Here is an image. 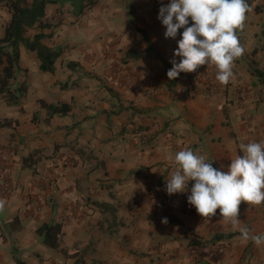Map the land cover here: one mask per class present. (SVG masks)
Segmentation results:
<instances>
[{
    "label": "crops",
    "instance_id": "0c3cea01",
    "mask_svg": "<svg viewBox=\"0 0 264 264\" xmlns=\"http://www.w3.org/2000/svg\"><path fill=\"white\" fill-rule=\"evenodd\" d=\"M81 1L45 8L42 43L63 49L54 73L19 44L10 86L25 82L27 92L18 104L0 98V264H264V245L241 240L219 209L201 217L189 193L165 191L178 167L170 157L181 149L227 171L240 144L264 141V89L254 84L256 71L264 73V0H249L237 32L245 51L233 86L252 85L242 110L225 102V91H204L212 64L197 68L199 80L185 72L168 80L180 34L165 38L160 0H98L79 15ZM1 16L0 38L10 19L7 10ZM39 32L35 25L24 37ZM130 49L144 54L129 58ZM62 104L67 112L50 115L49 106ZM15 216L19 228L4 224ZM239 219L264 232V204L242 201ZM51 222L62 223L60 248L78 256L42 243L36 231Z\"/></svg>",
    "mask_w": 264,
    "mask_h": 264
},
{
    "label": "clouds",
    "instance_id": "9594fccd",
    "mask_svg": "<svg viewBox=\"0 0 264 264\" xmlns=\"http://www.w3.org/2000/svg\"><path fill=\"white\" fill-rule=\"evenodd\" d=\"M157 19L165 28L167 39H180L167 71L168 80L181 72H193L199 66L212 64L215 79L228 84L234 79V61L244 54L238 30L244 27L251 10L248 0H160ZM179 58L177 61L176 58ZM242 154L231 159L227 171L213 166L203 154L191 148L181 149L170 159L178 166L165 180L168 195L189 193L187 202L201 217L218 215L238 228L239 238L255 245H264V232L239 227V205L264 204V141L240 144ZM193 182L189 189V182ZM4 201L0 200V209ZM167 218L162 220L166 223Z\"/></svg>",
    "mask_w": 264,
    "mask_h": 264
},
{
    "label": "trees",
    "instance_id": "16d2710c",
    "mask_svg": "<svg viewBox=\"0 0 264 264\" xmlns=\"http://www.w3.org/2000/svg\"><path fill=\"white\" fill-rule=\"evenodd\" d=\"M98 0H82L80 3L79 15H83L86 11L92 9ZM55 0H0V6L6 8L10 15L9 21L4 26L3 36L0 38V65H3L0 71V98H4L7 104H18L25 96L28 86L25 82L18 84L11 89L10 81L14 78L19 61V44L36 52L40 62V70L44 73H54L55 63L62 54V47H51L42 43L47 35L42 31L48 28V25L43 22L45 17V8L48 4H54ZM248 3L251 7V2ZM37 26L40 32L35 34L32 39L24 37L26 31L33 26ZM182 31L179 30V34ZM144 51L130 49L127 51L129 58H141ZM71 66V63L68 64ZM256 77L264 85V73L256 71ZM62 88H65L62 87ZM42 105H44L42 103ZM50 115L57 113H65L69 110V106L62 104L60 106H49ZM6 123V122H5ZM4 123V124H5ZM5 225H10L14 229L20 227V219L15 216L10 221H4ZM37 235L42 238V243L57 250L66 258L78 256V251L70 249H61L60 240L63 236L62 223L51 222L39 227L36 231ZM16 264H25L20 259H15Z\"/></svg>",
    "mask_w": 264,
    "mask_h": 264
},
{
    "label": "rangeland",
    "instance_id": "374dc122",
    "mask_svg": "<svg viewBox=\"0 0 264 264\" xmlns=\"http://www.w3.org/2000/svg\"><path fill=\"white\" fill-rule=\"evenodd\" d=\"M28 2H31L32 0H27ZM68 6H70V4H68ZM50 8V6H49ZM48 8V9H49ZM6 8L3 7V6H0V11H5ZM1 19H3V16L0 17ZM197 70V69H196ZM193 71V72H188L187 73V77H188V81H196V80H199V78H201L204 73H200L198 71ZM214 72V71H212ZM186 73V72H185ZM234 78H235V74H234ZM233 79L228 83V84H221L219 83L216 79H215V73L214 75L211 77H206L202 83L205 84L204 86V91L206 92H209V93H213V94H216V93H224L225 91V94L224 97H225V102L228 103V102H232L234 105H236V109H244V104L241 103V98H240V90H239V87L244 85L246 87H248L249 85L252 86L250 83H248V85H246V83H243V81L240 82H237L235 86H233ZM257 82H260L259 80H256V82H254V84H256ZM228 85H231V87L233 86L234 87V90L232 91V93H229L227 91L228 88H226ZM262 87L264 89V85L262 84ZM233 94V95H232ZM232 96H235V100H236V104L234 103L235 101L230 99ZM247 97H249V94L247 95ZM248 102V99L246 101V103ZM245 103V104H246ZM225 105V104H223ZM242 115L246 114V112H244V110L241 112Z\"/></svg>",
    "mask_w": 264,
    "mask_h": 264
},
{
    "label": "built area",
    "instance_id": "2783aa9c",
    "mask_svg": "<svg viewBox=\"0 0 264 264\" xmlns=\"http://www.w3.org/2000/svg\"><path fill=\"white\" fill-rule=\"evenodd\" d=\"M213 68H214L213 71L216 74V68H215L214 65H213ZM239 90H240V95L239 96L241 98V103L245 104L247 99H248V97H247V95L249 93L248 92V88L246 86L242 85V86L239 87ZM138 133H140L141 135L145 134L144 131H140V130H138ZM34 205L35 206L37 205L36 201L34 202Z\"/></svg>",
    "mask_w": 264,
    "mask_h": 264
}]
</instances>
